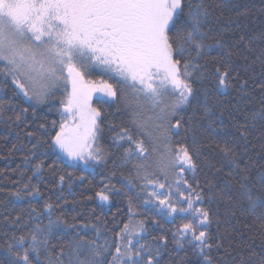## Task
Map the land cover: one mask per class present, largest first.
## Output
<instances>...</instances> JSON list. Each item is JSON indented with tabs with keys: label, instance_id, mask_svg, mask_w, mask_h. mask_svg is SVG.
Returning a JSON list of instances; mask_svg holds the SVG:
<instances>
[{
	"label": "snow or ice",
	"instance_id": "1",
	"mask_svg": "<svg viewBox=\"0 0 264 264\" xmlns=\"http://www.w3.org/2000/svg\"><path fill=\"white\" fill-rule=\"evenodd\" d=\"M211 17L204 0H0V75L30 107L45 104L59 113V122L38 123L40 135L25 133L32 147L24 160L33 165L32 175L44 181L48 168L56 176L55 161L45 162L49 153L56 161L63 156L93 168L111 160L130 166L142 181L145 211L165 223L185 221L170 238L152 220L159 229L152 235L146 221L133 223L137 212L129 200V222L98 243L107 229L76 223L75 217L71 224L54 220L50 199L39 209L29 200L27 218L4 217L0 264H171V253L186 246L195 257L191 264H256V258L264 264V246L247 256L236 252L220 219L221 206L232 218L238 212L255 216L264 235V165L253 171L254 157L264 158V48L257 55L245 44V54L213 36ZM252 39L264 42V33ZM256 60L262 69L258 81L250 75ZM96 69L115 83L91 79ZM257 84L258 110L235 104L228 110L200 100L209 90L239 99ZM126 94L137 101L135 131L110 121L104 110L126 101ZM140 100L152 111L146 119ZM27 111L21 108L15 120L27 123ZM106 130L118 155L100 144ZM65 180L57 176V186ZM127 186L135 187L131 180ZM113 193L121 190L109 178L95 196L106 205ZM11 195L16 201L43 199L32 177Z\"/></svg>",
	"mask_w": 264,
	"mask_h": 264
},
{
	"label": "trees",
	"instance_id": "2",
	"mask_svg": "<svg viewBox=\"0 0 264 264\" xmlns=\"http://www.w3.org/2000/svg\"><path fill=\"white\" fill-rule=\"evenodd\" d=\"M204 2L210 6L212 13L209 26L212 29L213 36L221 37L227 43L236 46L241 52H245V54H248L244 48V45L247 44L258 55L259 51L264 48V42L252 38L264 33V0H204ZM209 42L214 43L215 41L210 39ZM213 55H215V51ZM251 58L254 59L255 55H252ZM261 70V63L256 60L250 73L254 80L258 81L260 79ZM90 78L97 81L100 79L109 80V76L100 71H93ZM109 82L115 83L114 80H109ZM16 91L14 85L10 81H5L3 76L0 75V105H3L4 109L3 112H0V246L4 244L6 239L3 235L6 230L3 227L4 217L23 214L27 218V201L29 200H31L34 207L39 209L44 200L50 199V202L56 205L52 216L54 220L61 218L71 224L74 222L73 217H75L76 223H92L97 224L102 229H107L99 238L98 243H103L104 238L111 239L117 230L116 226H122L124 223L129 222V200H131L137 212V215L133 218V223L137 220L146 221L152 235L159 232V229L152 225V220H159L164 229L168 231L170 238L171 232L178 225L185 222L183 217H178L175 224L165 223L155 212L145 211L141 205V197L144 195L140 187L142 181L135 176V172L130 166H117L111 160L107 164L96 165L93 168L71 162L63 156L59 161H56V155L49 153L45 157V162L51 164L55 161L56 176H53L48 168H45L42 175L47 183L34 177L32 175L33 165L24 160V157L29 155V149L32 147V143L25 136V133L36 132L37 135H40L37 129L38 123L59 122V113L54 110L48 111V105L45 104H35L30 107L29 102L22 96L15 95ZM57 95H60V93H57ZM126 96V101L122 100L119 104L113 106L106 105L104 110L109 114L108 119L110 121L132 128L135 131L132 118L137 109V101L133 100L130 94H126ZM235 97L236 93L233 92L220 95L209 90L207 97L201 93L200 100L202 103L207 100L209 105L228 110H231L233 104L241 110L249 111L258 110L261 106L258 84L256 91L250 89V95H245L239 99ZM165 99L170 101L172 98L165 97ZM139 105L145 119L152 115L148 105H143L140 101ZM21 108L28 109L25 114L27 123L24 122V119L15 120V116L20 113ZM33 111H35L36 117L39 118L38 120L33 117ZM100 144L106 151L118 155L117 150L111 145L107 130L101 138ZM40 151H44V148H41ZM257 151H259L258 148ZM262 165H264V158L254 157V173H258ZM113 172H115V175H113ZM59 175L66 177L62 186H57L56 177ZM29 177H32V185L40 187L43 199L26 196L24 201H16L11 194L18 190L23 191L24 184L28 183ZM79 177H84V179L80 180ZM109 178H111V183L121 190V194L113 193L111 204L105 205L98 201L95 193L100 190L103 183L108 182ZM125 178L131 180L135 187L130 189ZM69 184H71L70 187ZM207 206L205 204V207ZM97 217H99V220L96 219ZM220 219L221 230L227 231L226 243H231L236 252L244 256H247L251 251L261 252L262 246H264V235L261 234L260 223L255 216L242 215L238 212L236 217L232 218L227 215L223 206H221ZM43 224H48L46 218L43 219ZM88 236L94 238L95 233L90 231ZM53 242H55V238ZM181 257L184 258V264H191L195 259L192 249L186 246L179 253H171V264H178ZM167 259L168 257H166ZM256 264H259V258H256Z\"/></svg>",
	"mask_w": 264,
	"mask_h": 264
},
{
	"label": "rangeland",
	"instance_id": "3",
	"mask_svg": "<svg viewBox=\"0 0 264 264\" xmlns=\"http://www.w3.org/2000/svg\"><path fill=\"white\" fill-rule=\"evenodd\" d=\"M94 71H100V72H102L103 74H105L102 70H100V69H96V70H94ZM107 75V74H106ZM140 102H142V104L143 105H148V102L147 101H144V100H140ZM80 164H83V165H85L83 162H79Z\"/></svg>",
	"mask_w": 264,
	"mask_h": 264
}]
</instances>
